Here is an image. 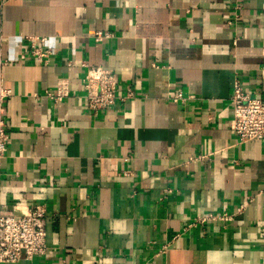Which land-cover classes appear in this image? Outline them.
<instances>
[{
    "label": "crops",
    "instance_id": "obj_1",
    "mask_svg": "<svg viewBox=\"0 0 264 264\" xmlns=\"http://www.w3.org/2000/svg\"><path fill=\"white\" fill-rule=\"evenodd\" d=\"M0 51V206L46 207L47 253L18 264H264V141L229 127L234 79L264 99V0H0ZM84 64L133 97L92 114Z\"/></svg>",
    "mask_w": 264,
    "mask_h": 264
},
{
    "label": "built area",
    "instance_id": "obj_2",
    "mask_svg": "<svg viewBox=\"0 0 264 264\" xmlns=\"http://www.w3.org/2000/svg\"><path fill=\"white\" fill-rule=\"evenodd\" d=\"M110 34L96 32L95 38H108ZM32 60L35 63H46L51 51L46 47V38H25ZM7 61L3 59L0 51V158L3 156L8 141L6 124L3 120L5 103L11 97V90L3 85L2 69ZM86 69L82 81L86 108L96 114L106 111L126 98H132L133 92L127 90L126 96L118 94L117 79L114 72L105 67H89ZM69 96V86L65 80H59L53 94L47 93L46 97L55 104L60 103ZM182 100L177 95L172 102ZM232 110L230 131L239 143L250 141H264V99L251 97L244 92L241 84L234 79L232 93L229 99ZM18 215L7 214L0 206V264H18L23 259L31 261L47 253L44 204H33L23 210H17ZM222 219L228 221L231 216H206L197 219L203 224L208 221Z\"/></svg>",
    "mask_w": 264,
    "mask_h": 264
}]
</instances>
